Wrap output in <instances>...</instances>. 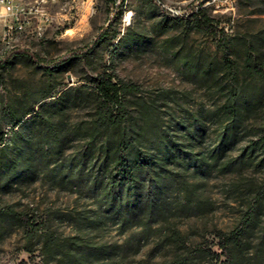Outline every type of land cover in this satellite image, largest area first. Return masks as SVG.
I'll return each mask as SVG.
<instances>
[{
  "label": "rangeland",
  "instance_id": "obj_1",
  "mask_svg": "<svg viewBox=\"0 0 264 264\" xmlns=\"http://www.w3.org/2000/svg\"><path fill=\"white\" fill-rule=\"evenodd\" d=\"M157 1L125 0L120 17L111 20L109 0H94L93 6L92 0H21L23 30L10 35L7 25L12 18L0 6V59L19 55L11 68L0 70V139L2 135L5 139L3 144L0 142V163L4 151L19 144L24 163L17 169H24L25 165L31 169L29 176L8 189L2 178L6 168L0 167V205H13L40 220H49L51 232L63 242L83 234L95 242L116 245L117 253L109 262L94 260L93 264H166L172 257V248L156 250L159 240L154 231L137 247L129 240L133 229L125 232L117 224L109 223L103 229L93 230L79 222L83 216L97 215L98 202L91 191L93 176L111 161L103 153L105 136L93 134L98 98L92 80L106 71L117 82L137 86L128 96L130 107L136 115L141 113V124L142 113H147L144 119L148 122V139H157L155 122L183 143H189L191 129L195 135H203L202 145L193 144L196 152L213 149L221 129L216 114L225 98L216 83L222 74L212 80L207 76L209 68H220L228 56L240 68L242 85L263 83L248 77L244 67L250 48L257 63L264 65V0ZM194 9L203 10L212 20V28L198 27ZM129 11V25L125 26L123 20ZM103 27L112 31L107 42L89 60L75 61L67 66L68 70L53 77L20 57L28 51L47 61L66 58L92 44ZM68 89H72L68 94L70 101L62 111L56 110L53 103ZM48 91L54 97L42 102L44 108H35L43 110V119L36 117L35 122L14 128L11 112ZM262 104V111L246 120L248 128L264 123ZM23 138L29 140L30 147ZM244 143L245 140L241 145ZM30 159L32 162L27 163ZM69 165L84 169L83 185L74 188L69 176L59 174ZM184 167L176 166L173 171L180 181L194 187L200 180L193 168ZM253 176L261 180L260 175L249 172L224 175L213 171L197 191L188 216L177 220L180 229L192 235V240L201 242L204 235L211 242L214 227L233 228L243 210L242 193ZM185 194L180 189L172 198L182 200ZM259 237L252 241L247 254L254 263L260 260L256 249ZM26 244L23 228L2 226L0 222V264H71V260L63 262L49 257L45 261L37 239L34 254L26 251Z\"/></svg>",
  "mask_w": 264,
  "mask_h": 264
},
{
  "label": "trees",
  "instance_id": "obj_2",
  "mask_svg": "<svg viewBox=\"0 0 264 264\" xmlns=\"http://www.w3.org/2000/svg\"><path fill=\"white\" fill-rule=\"evenodd\" d=\"M124 2L122 0L119 8H115L109 0L108 15L111 20L120 17ZM193 13L198 27L212 28V20L203 10L194 9ZM111 32L110 27H103L92 44L72 52L66 58L47 61L28 51L23 52L20 57L29 59L43 69L48 77H53L57 72L68 70L67 66L75 61L89 60L96 49L107 42ZM18 57L19 55L10 54L0 59V70L11 68ZM244 70L248 77L263 83L242 85L240 68L228 56H225L220 68L212 65L207 71L208 78L212 77V80L222 74L216 85L225 98L216 114L221 129L213 149L208 152H196L192 149L194 143H204L203 135L197 136L195 131L189 129V143H183L157 122L154 125L157 139L149 140L145 125L148 122L144 119L147 113H142L141 124V113L136 115L130 107L128 96L137 90V86L117 82L106 71L97 75L92 80L98 98L93 134L96 137L98 132L105 136L103 153L111 161L109 160L106 169H99L95 176L92 174L91 191L98 202L99 211L95 217H81L80 224L93 230L103 229L109 223L117 224L125 232L133 229L129 240L137 243V247L148 240L154 231L159 240L156 250L172 248V257L166 264H264V123L250 128L245 125L252 114L262 111L264 65L257 63L251 48ZM70 90L64 91L55 100L53 104L56 110L62 111L70 101ZM53 97L49 91L44 92L36 101L13 110L10 114L11 125L20 128L23 124L35 122L36 117L43 115V110H35L36 106L40 107L43 101ZM47 106L50 104L46 108ZM252 128L254 131H251ZM244 140L245 143L241 145ZM4 141L2 135L0 142L3 144ZM23 141L29 142L26 138ZM28 144L30 147L31 143ZM14 149L4 151V160L0 163V167L6 168L2 178L8 189L31 173L29 165H25L24 169H17L24 163L20 159L23 154L19 144ZM31 160L25 161L31 163ZM176 166L193 168L199 183L191 187L180 181L173 171ZM213 171L224 175H243L249 172L260 175L261 180L253 176L248 188L242 193L243 210L233 228L223 230L214 227L213 241L209 242L201 235L202 241L198 242L180 229L177 220L188 216L197 191L204 186ZM59 174L69 176L74 188L85 182L84 169H75L69 165L68 169H61ZM180 189L186 193L185 197L173 200L174 192ZM203 204L205 205L204 202ZM0 222L2 226L18 225L23 228L27 240L25 249L31 254L35 252V240H39L42 244L39 250L45 261L49 257L63 262L71 260V264H93L94 260L107 263L117 253L116 245L95 242L83 234L63 242L51 232L49 220H40L37 215L20 211L13 205H0ZM257 235L260 236L256 246L260 260L254 263L247 254Z\"/></svg>",
  "mask_w": 264,
  "mask_h": 264
},
{
  "label": "built area",
  "instance_id": "obj_3",
  "mask_svg": "<svg viewBox=\"0 0 264 264\" xmlns=\"http://www.w3.org/2000/svg\"><path fill=\"white\" fill-rule=\"evenodd\" d=\"M20 1L21 0H0V6L2 10L12 18V20L7 25L9 31L8 35L12 34L14 31L23 30V23L21 20L24 15V8L21 7ZM110 1L113 3L115 8L116 7L119 8V0H110ZM155 1L158 2L157 0ZM93 2L94 0H92V6H93ZM160 5L164 9L167 8L166 5H163L161 3ZM169 11H172V9H169ZM31 12H33V10ZM174 12H180V11H174ZM129 20H130V11L129 13H127V16H125V19L123 20V24L125 26H128Z\"/></svg>",
  "mask_w": 264,
  "mask_h": 264
},
{
  "label": "bare ground",
  "instance_id": "obj_4",
  "mask_svg": "<svg viewBox=\"0 0 264 264\" xmlns=\"http://www.w3.org/2000/svg\"><path fill=\"white\" fill-rule=\"evenodd\" d=\"M122 2V0H119V4Z\"/></svg>",
  "mask_w": 264,
  "mask_h": 264
}]
</instances>
